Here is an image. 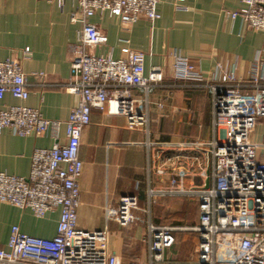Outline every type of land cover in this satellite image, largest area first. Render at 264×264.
Here are the masks:
<instances>
[{
    "label": "crops",
    "instance_id": "1",
    "mask_svg": "<svg viewBox=\"0 0 264 264\" xmlns=\"http://www.w3.org/2000/svg\"><path fill=\"white\" fill-rule=\"evenodd\" d=\"M75 8L74 0H63L61 6L45 0H0V60L19 61L29 92L25 101L4 94L0 109L24 106L37 110L45 120L59 123L54 136H17L3 130L0 172L26 177L35 149L66 142L65 121L78 103L77 94L61 88L71 76L69 48L80 27L69 21ZM243 8L240 0H158L159 19L153 22L140 19L122 25L107 12L89 20L106 37L96 54L124 59L131 52H141L145 73L158 67L165 76L161 86L146 92L129 89L137 112L147 116L146 124L129 128L124 116L92 109L90 122L80 135L77 228L106 230L109 251L120 254L124 262L147 261V245L141 239L147 235L148 225L177 228L173 232L175 244L184 230L182 226L190 230L198 225L195 199L148 196V190L167 187L178 167L187 172L185 186L211 182L208 151L214 138L212 91L174 80L172 60L175 55L187 59L208 83L221 81L225 74H232L237 81L249 79L257 58L263 61L260 71L264 74V32L228 15ZM25 49L29 54H23ZM253 138L264 143V124L254 128ZM125 196L136 197L145 213L138 214L136 225L120 227L109 217V211ZM58 218V210L38 218L28 210L0 203V248H5L12 226L31 237L51 239ZM173 246L163 250L164 263L174 256ZM194 252L195 259L197 250Z\"/></svg>",
    "mask_w": 264,
    "mask_h": 264
},
{
    "label": "built area",
    "instance_id": "2",
    "mask_svg": "<svg viewBox=\"0 0 264 264\" xmlns=\"http://www.w3.org/2000/svg\"><path fill=\"white\" fill-rule=\"evenodd\" d=\"M56 2L63 0H45ZM75 10L69 21L79 25L75 43L70 45L69 80L61 86L77 94L78 103L65 121L66 142L48 149H35L26 177L0 172V203L8 204L42 218L58 210L55 236L51 239L31 237L12 226L5 248H0V264H140L124 262L120 254L109 251L106 230L77 228L80 204L78 180L82 162L78 157L80 135L90 122L92 109L127 119L129 128L147 123V116L136 110L130 88L161 86L162 69L144 70V54L131 52L124 59L98 55L95 50L106 37L92 23L95 14L107 12L122 25L140 19H159L158 0H74ZM245 8L229 13L248 28L264 32V0H240ZM24 55L29 50L23 51ZM263 62L257 58L249 79L237 81L232 74L210 83L195 72L187 59L173 56L171 75L174 80L209 87L212 91L214 138L208 151L211 158V182L206 186L183 183L187 172L176 168L170 184L161 190H148L149 197L180 196L195 199L198 225L190 230L197 234L196 258L188 264H264V143L256 142L253 130L264 124ZM41 75V74H40ZM4 94L25 101L28 85L17 59L0 60V99ZM58 122L45 120L37 110L24 106L0 109V134L10 130L17 136L55 135ZM56 137V136H55ZM170 161V159H167ZM158 174H163L158 170ZM201 176L207 178L205 172ZM134 196L120 198L109 217L120 227L139 223ZM175 227L148 225L141 239L147 245L146 264H164L162 252L175 244Z\"/></svg>",
    "mask_w": 264,
    "mask_h": 264
},
{
    "label": "rangeland",
    "instance_id": "3",
    "mask_svg": "<svg viewBox=\"0 0 264 264\" xmlns=\"http://www.w3.org/2000/svg\"><path fill=\"white\" fill-rule=\"evenodd\" d=\"M189 215L191 212H187ZM188 228L190 226H187ZM184 230H182L178 235V240L176 244L173 246L172 250H174V256H169L168 261L164 264H188L195 257L194 250H197V244L195 247V235L196 233L191 230H185V226H182ZM187 228V229H188ZM140 264H143L144 261L140 260ZM146 264V262L144 263Z\"/></svg>",
    "mask_w": 264,
    "mask_h": 264
},
{
    "label": "water",
    "instance_id": "4",
    "mask_svg": "<svg viewBox=\"0 0 264 264\" xmlns=\"http://www.w3.org/2000/svg\"><path fill=\"white\" fill-rule=\"evenodd\" d=\"M206 186H208V182L206 183Z\"/></svg>",
    "mask_w": 264,
    "mask_h": 264
}]
</instances>
